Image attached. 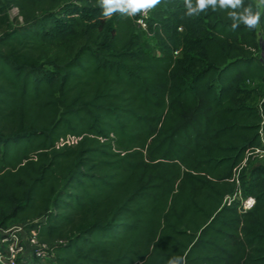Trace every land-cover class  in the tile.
<instances>
[{
	"label": "trees",
	"instance_id": "trees-1",
	"mask_svg": "<svg viewBox=\"0 0 264 264\" xmlns=\"http://www.w3.org/2000/svg\"><path fill=\"white\" fill-rule=\"evenodd\" d=\"M259 2L232 31L162 0L154 53L97 0H0V227L28 222L57 264H264Z\"/></svg>",
	"mask_w": 264,
	"mask_h": 264
},
{
	"label": "built area",
	"instance_id": "built-area-1",
	"mask_svg": "<svg viewBox=\"0 0 264 264\" xmlns=\"http://www.w3.org/2000/svg\"><path fill=\"white\" fill-rule=\"evenodd\" d=\"M152 9L135 16L136 26L139 31L148 28L147 19ZM261 146L248 151V156L252 158L256 155L264 154V134ZM75 138H68L67 142L74 141ZM248 156L243 165H246ZM236 181L239 185L237 177ZM238 202L241 212H246L256 204L255 196L245 197L239 187L236 192L225 197V203L232 204ZM28 226V222L13 223L7 227H0V263L1 264H57L56 253L49 243L39 239L37 228Z\"/></svg>",
	"mask_w": 264,
	"mask_h": 264
},
{
	"label": "clouds",
	"instance_id": "clouds-1",
	"mask_svg": "<svg viewBox=\"0 0 264 264\" xmlns=\"http://www.w3.org/2000/svg\"><path fill=\"white\" fill-rule=\"evenodd\" d=\"M162 0H97L98 6L102 9V17L110 19L114 14L119 13L126 17H135L142 12L160 5ZM264 3V0H261ZM188 17L199 16L209 10L212 12H223L231 21V30H237L240 25L252 30L261 21V12L254 10L251 4L245 6L244 0H184ZM167 264H186L184 256H173L168 259Z\"/></svg>",
	"mask_w": 264,
	"mask_h": 264
},
{
	"label": "rangeland",
	"instance_id": "rangeland-1",
	"mask_svg": "<svg viewBox=\"0 0 264 264\" xmlns=\"http://www.w3.org/2000/svg\"><path fill=\"white\" fill-rule=\"evenodd\" d=\"M255 1L260 3L259 0H255ZM9 13H10L11 17H14L18 14V9L17 8L10 9ZM183 30H184V28L181 29V31H183ZM139 33L141 35V38L145 42L147 49L154 52V53H157L158 52V44H157L156 39L151 34H146V31L141 30ZM263 53H264V51H263ZM260 164H264V154L256 155L251 160L252 166L260 165Z\"/></svg>",
	"mask_w": 264,
	"mask_h": 264
}]
</instances>
